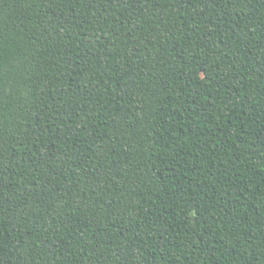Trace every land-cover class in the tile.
I'll return each instance as SVG.
<instances>
[{"label": "trees", "instance_id": "trees-1", "mask_svg": "<svg viewBox=\"0 0 264 264\" xmlns=\"http://www.w3.org/2000/svg\"><path fill=\"white\" fill-rule=\"evenodd\" d=\"M0 264H264V0H0Z\"/></svg>", "mask_w": 264, "mask_h": 264}]
</instances>
